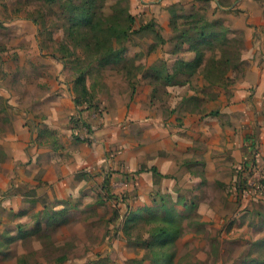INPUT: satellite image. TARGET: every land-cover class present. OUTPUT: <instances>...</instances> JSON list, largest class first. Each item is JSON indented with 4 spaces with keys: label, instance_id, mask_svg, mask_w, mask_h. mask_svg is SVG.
I'll list each match as a JSON object with an SVG mask.
<instances>
[{
    "label": "rangeland",
    "instance_id": "1",
    "mask_svg": "<svg viewBox=\"0 0 264 264\" xmlns=\"http://www.w3.org/2000/svg\"><path fill=\"white\" fill-rule=\"evenodd\" d=\"M64 5L0 0V184L29 169L30 159L5 149L25 142V154L44 143L66 151L61 160L75 159L80 186L64 199L18 186L25 206L8 216L5 235L27 234L11 247L1 240L0 264H158L163 254L172 264H264V77L247 78L242 8L235 0H99L106 24L129 9L136 28L153 23L164 38L147 30L114 40L126 51L102 64L67 33ZM206 20L220 23L196 67L183 31L197 37ZM80 74L87 95L75 84ZM36 87L49 93L43 102ZM61 88L71 95L60 99ZM48 97L75 106L61 136L44 126L45 115L28 118L31 102L46 108ZM75 97L85 102L77 107ZM160 128L171 157L157 149ZM152 165L177 172L158 177Z\"/></svg>",
    "mask_w": 264,
    "mask_h": 264
},
{
    "label": "crops",
    "instance_id": "2",
    "mask_svg": "<svg viewBox=\"0 0 264 264\" xmlns=\"http://www.w3.org/2000/svg\"><path fill=\"white\" fill-rule=\"evenodd\" d=\"M235 2L239 8H242L243 10L244 18L239 17L238 20L239 22L243 21L241 28L244 30L246 45L243 60L248 62L246 70L247 78L264 77V32L262 31L264 28V0H235ZM261 59H263V61H261ZM37 66L38 65L36 64L31 65V71L35 73L39 72L40 70H35ZM36 89L39 90L40 96L42 91L38 87H36ZM67 90L68 89L63 88L60 89V99H62V97L71 95ZM48 94L49 93H44L41 95L43 98H39L40 101L43 102L45 99L44 96H47ZM48 98V107L45 108L42 107L41 104H36L37 102L35 100L38 99L37 96L34 100L35 102H31V106L29 108V111L31 112H29L28 118L33 120L36 115H45L46 118L42 120L44 126L49 130L57 132V136H61L63 129L67 127L69 130H71L70 128H72L69 124L70 117L77 114L75 106L71 103L66 108L64 106L58 105V103L54 101L55 99L52 100L51 97ZM45 111H47V113H44ZM82 118H84V114L82 115ZM19 126L21 125H18V127ZM161 130L162 140H160V145L157 147V149L166 151L167 153L169 152L171 157L173 156V153L171 149L167 147L166 141L168 131L165 129ZM23 133H25L24 136H28L25 131H23ZM168 139L170 138H167V140ZM24 148L25 142L22 144L19 143L17 150L5 148L9 156H11L16 161L17 158L23 160L26 157L27 159L31 160V164L29 165L28 170L24 169L23 167H18L19 169L17 170V177L13 181L14 185H9L8 187V184H0V190H6L4 197L0 199L2 200V202L0 201V243L1 240L6 236L5 229L9 228L8 226L12 224V221L7 219L8 216L18 214V212L25 206L26 196H24L21 191H18V186L26 187L28 190L35 189L37 194L36 197L57 196L60 199L67 198L71 195L75 196L80 187L78 182L75 181V173L77 172L75 159H73L72 165L61 160L64 154H66V151L57 150L51 143H44L43 146L30 148L29 152H26V154L24 153ZM19 150H21V152ZM37 158H40L39 161H43L41 165L36 164ZM157 159L161 160L160 157ZM162 159H168V157H164ZM161 164L162 162H160L159 165ZM158 170L163 175L177 172V169L168 171L160 170L158 168ZM18 175H20L19 179ZM29 198L32 199L33 197ZM15 233V231L10 232L7 236L17 235V233ZM20 239H15L9 244V246L11 247L12 244L16 243L17 240Z\"/></svg>",
    "mask_w": 264,
    "mask_h": 264
},
{
    "label": "trees",
    "instance_id": "3",
    "mask_svg": "<svg viewBox=\"0 0 264 264\" xmlns=\"http://www.w3.org/2000/svg\"><path fill=\"white\" fill-rule=\"evenodd\" d=\"M50 3L56 2L58 0H48ZM65 5V14L67 16L68 26L66 27L67 33L70 37L77 41L78 44L84 42L87 45L89 53H96L100 57H97L100 63H104L105 60L112 58L113 60L117 55L123 54L126 51L125 45H120L117 47L114 44L117 42L118 44H122V42L129 40L132 33L135 34H143L147 30H151L155 34V37L160 41L164 42V38L161 34H159L154 27L153 23H147L146 25H142L139 28L135 27V19L131 15L129 9L122 11V17L119 21H116L113 24H106L102 20V15L99 13V0H64ZM169 12L174 15L175 7L170 6ZM171 21L176 26L175 20L171 18ZM220 23L218 21H203L201 23L199 34L197 37H192L190 35L189 30L183 31V36L186 37L187 40L184 43H189L190 48L195 52V60L192 62L196 67L200 66L203 62L204 52L201 49V44H206L205 42L210 38L217 35L214 30L215 25ZM221 32L219 36H223L226 39L227 28L222 25ZM185 38V39H186ZM104 41V42H103ZM106 44H110L107 48H105ZM105 48V50H104ZM104 50V51H103ZM173 75L166 74L164 77V81L168 85L175 84L173 81ZM84 75H79L76 78V85L81 86L82 93L87 95L88 88L85 86ZM82 97V96H81ZM75 105L79 107L85 101L78 97L74 99ZM83 111V109L81 110ZM142 170V169H141ZM150 171L153 175L158 177H165L162 173L159 172L156 166L150 168ZM106 187V185H105ZM168 210L167 214L169 219L173 218L170 216L172 209L166 208ZM146 210H151L150 207H146ZM50 218H54L50 216ZM144 218V212L139 213L137 215L130 214L127 220L124 223V229L128 230L131 223L137 222L139 219ZM66 221V220H64ZM63 221V222H64ZM165 224L167 227L171 226V222L165 219ZM127 232V231H126ZM27 233L24 231H18V234L15 236H7L5 237V242L10 244L15 239H20L24 237ZM156 242H152L150 246H154ZM60 263H64V257H60ZM93 263V262H92ZM20 264V261L18 262ZM91 264V263H89ZM158 264H172V256L169 254H163L162 260Z\"/></svg>",
    "mask_w": 264,
    "mask_h": 264
}]
</instances>
